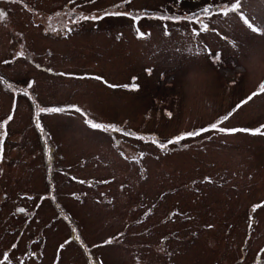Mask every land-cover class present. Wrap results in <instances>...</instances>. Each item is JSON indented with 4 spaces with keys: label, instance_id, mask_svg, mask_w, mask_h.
Wrapping results in <instances>:
<instances>
[{
    "label": "rangeland",
    "instance_id": "rangeland-1",
    "mask_svg": "<svg viewBox=\"0 0 264 264\" xmlns=\"http://www.w3.org/2000/svg\"><path fill=\"white\" fill-rule=\"evenodd\" d=\"M17 1L0 264H264V34L241 19L264 28V0Z\"/></svg>",
    "mask_w": 264,
    "mask_h": 264
},
{
    "label": "snow or ice",
    "instance_id": "snow-or-ice-1",
    "mask_svg": "<svg viewBox=\"0 0 264 264\" xmlns=\"http://www.w3.org/2000/svg\"><path fill=\"white\" fill-rule=\"evenodd\" d=\"M238 8H239V0H237L236 3L232 4L231 7L229 9H227L223 14L224 15H227L228 14V11H235V10H238ZM208 11H209L208 8H205L204 9V12L205 13H207ZM0 15H2V14H0ZM104 15L105 16L111 15V16H117L118 17V16L125 15V14L124 13H120V12H113V13H105ZM102 18H103V16L102 17H91V19H93V20L102 19ZM84 19L87 20V19H89V17L85 16ZM241 19H242L243 23L248 27V29L251 30L253 33H261V34H264V28H258L256 26H254L243 15H241ZM73 22H75V21H73ZM205 28H206V26H205ZM216 59L218 61L220 59V57L217 56ZM97 79H100V78L97 77ZM31 87H32V83L30 82L28 84V88H31ZM109 87H117V86H115V85H109ZM125 87H127V86H125ZM133 87H135V85H133ZM259 88H260V90L264 91V83H262L259 86ZM256 94L257 93H254L253 95H256ZM24 95L25 96L28 95V92L26 90L24 91ZM247 99L250 100V99H252V97L249 96ZM74 110L77 111V112H80V114L85 117V123L88 126H90L93 130H107V128L109 127V126H106L104 124L94 122L91 119H88L87 116H86V114L83 113L81 111V109H79V108H75ZM40 111L41 112H43V111H47V112H63V111H65V109H63V108H50V109H40ZM11 118H12L11 116L8 117L9 120H11ZM37 127H40V125H39L38 122H37ZM211 127L212 128H215V125H212ZM207 130H209V129H202V130H200V132L189 133L187 135H189V136L200 135L201 132L207 131ZM220 131H227V132H231V133H235V132H251V134H257V133L260 132L259 129L255 130V131L250 130V129H230V130L229 129H220ZM182 138L183 137H180V138H177V139H182ZM169 143H171V141H169ZM162 147H163V145H162ZM20 211H23V209H21Z\"/></svg>",
    "mask_w": 264,
    "mask_h": 264
},
{
    "label": "flooded vegetation",
    "instance_id": "flooded-vegetation-1",
    "mask_svg": "<svg viewBox=\"0 0 264 264\" xmlns=\"http://www.w3.org/2000/svg\"><path fill=\"white\" fill-rule=\"evenodd\" d=\"M0 83L4 85L3 90L9 89V91H10V87H12L11 85H13L9 81V79L5 78L2 74H0ZM5 87H6V89H5ZM28 97H30V96H28ZM27 103H29V102H27ZM27 107L29 108L30 112L35 109L34 104H28ZM34 125H36V124H34ZM54 169H58V168L53 166L50 170H54ZM56 217H58L60 219V221L63 222V216L57 214ZM52 220H53V217L51 218V220L49 222H52Z\"/></svg>",
    "mask_w": 264,
    "mask_h": 264
}]
</instances>
